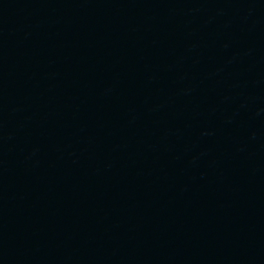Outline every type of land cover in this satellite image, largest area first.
Instances as JSON below:
<instances>
[{"label": "water", "instance_id": "95a60500", "mask_svg": "<svg viewBox=\"0 0 264 264\" xmlns=\"http://www.w3.org/2000/svg\"><path fill=\"white\" fill-rule=\"evenodd\" d=\"M0 264H264V0H0Z\"/></svg>", "mask_w": 264, "mask_h": 264}]
</instances>
